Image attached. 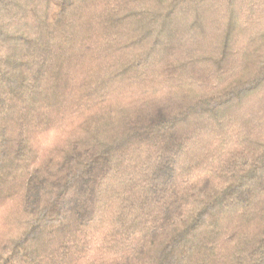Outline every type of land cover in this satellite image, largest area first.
I'll return each instance as SVG.
<instances>
[{
  "label": "trees",
  "instance_id": "trees-1",
  "mask_svg": "<svg viewBox=\"0 0 264 264\" xmlns=\"http://www.w3.org/2000/svg\"><path fill=\"white\" fill-rule=\"evenodd\" d=\"M0 264H264V0H0Z\"/></svg>",
  "mask_w": 264,
  "mask_h": 264
}]
</instances>
